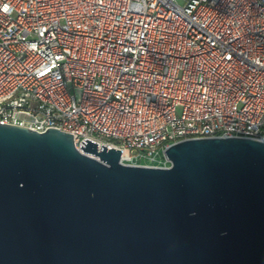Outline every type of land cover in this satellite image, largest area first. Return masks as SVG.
Instances as JSON below:
<instances>
[{
	"label": "built area",
	"instance_id": "obj_1",
	"mask_svg": "<svg viewBox=\"0 0 264 264\" xmlns=\"http://www.w3.org/2000/svg\"><path fill=\"white\" fill-rule=\"evenodd\" d=\"M0 123L137 166L190 139L264 142V0H0Z\"/></svg>",
	"mask_w": 264,
	"mask_h": 264
},
{
	"label": "water",
	"instance_id": "obj_2",
	"mask_svg": "<svg viewBox=\"0 0 264 264\" xmlns=\"http://www.w3.org/2000/svg\"><path fill=\"white\" fill-rule=\"evenodd\" d=\"M0 123V264H264V142L190 139L168 167Z\"/></svg>",
	"mask_w": 264,
	"mask_h": 264
}]
</instances>
